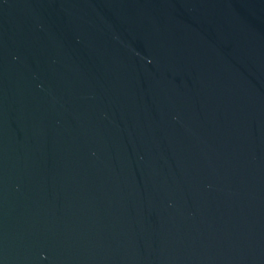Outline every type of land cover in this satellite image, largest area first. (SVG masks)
<instances>
[{"label": "water", "instance_id": "1", "mask_svg": "<svg viewBox=\"0 0 264 264\" xmlns=\"http://www.w3.org/2000/svg\"><path fill=\"white\" fill-rule=\"evenodd\" d=\"M0 264H264V0H0Z\"/></svg>", "mask_w": 264, "mask_h": 264}]
</instances>
